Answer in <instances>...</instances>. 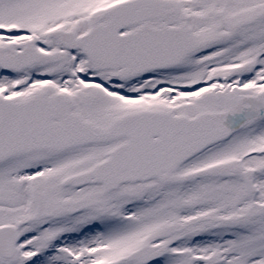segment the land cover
<instances>
[{
    "label": "snow or ice",
    "instance_id": "snow-or-ice-1",
    "mask_svg": "<svg viewBox=\"0 0 264 264\" xmlns=\"http://www.w3.org/2000/svg\"><path fill=\"white\" fill-rule=\"evenodd\" d=\"M0 264H264V0H0Z\"/></svg>",
    "mask_w": 264,
    "mask_h": 264
}]
</instances>
